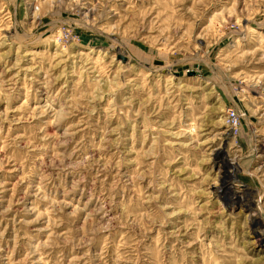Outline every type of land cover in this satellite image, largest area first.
<instances>
[{"label":"rangeland","instance_id":"374dc122","mask_svg":"<svg viewBox=\"0 0 264 264\" xmlns=\"http://www.w3.org/2000/svg\"><path fill=\"white\" fill-rule=\"evenodd\" d=\"M0 264H264V0H0Z\"/></svg>","mask_w":264,"mask_h":264},{"label":"bare ground","instance_id":"6f19581e","mask_svg":"<svg viewBox=\"0 0 264 264\" xmlns=\"http://www.w3.org/2000/svg\"><path fill=\"white\" fill-rule=\"evenodd\" d=\"M220 190L222 191V192H224L223 193V195H225L224 196V199H225V203L227 204V205H231V204H233V203H235V202H237V203H242L241 201L242 200H240V198H237L236 196H235V193H237V192H235V191H233V190H228V188H225V187H223L222 186V188L220 187ZM229 199V200H228Z\"/></svg>","mask_w":264,"mask_h":264},{"label":"built area","instance_id":"2783aa9c","mask_svg":"<svg viewBox=\"0 0 264 264\" xmlns=\"http://www.w3.org/2000/svg\"><path fill=\"white\" fill-rule=\"evenodd\" d=\"M230 116H231V119H232V121H233V124H234V123L236 124V122H237V120H238V117H237L236 115H234L232 112L230 113Z\"/></svg>","mask_w":264,"mask_h":264}]
</instances>
